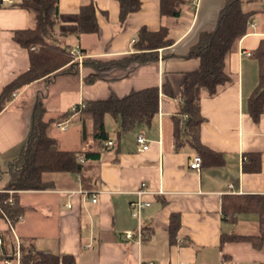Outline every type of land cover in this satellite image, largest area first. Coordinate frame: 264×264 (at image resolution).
Listing matches in <instances>:
<instances>
[{
  "label": "crops",
  "instance_id": "obj_1",
  "mask_svg": "<svg viewBox=\"0 0 264 264\" xmlns=\"http://www.w3.org/2000/svg\"><path fill=\"white\" fill-rule=\"evenodd\" d=\"M20 1H0V88L27 67L26 50L11 38L12 31L32 26L29 12L15 6ZM139 1V9L119 22L114 0H57L56 23L49 40L67 50L77 49L82 60H115L132 53V43L141 26L155 31L164 25L173 42L158 49L154 61L105 70L78 64L75 75L37 80L13 92V97L11 94L10 101L0 109V190L7 179L8 160L25 140L30 107L37 98L45 108L44 116L50 118L69 108L60 107L68 98V105H86L156 87L157 109L149 123L136 124L120 137L115 136L118 124L111 115L109 135V114L105 113L103 127L111 144L103 142V148H98L95 141L80 138L78 113L58 119L66 120L64 130L55 126L58 121L52 123L47 133L58 148L74 150L76 154L87 147L98 152L85 159L88 165L82 177H88V184L81 187L82 179L77 173L42 172L41 179L50 186L16 192L21 215L10 226L0 216V240L8 238L14 243L13 250H18L21 243L30 249L71 255L74 264H217L222 253H226V264L264 263V244L258 250L245 242H225L219 248L220 233L249 235L258 227L257 215L252 212L238 213L232 222L221 220V196L264 194V112L253 122L245 108L256 85L257 63L253 54H243L253 53L259 40H264V0H242V10L251 14L246 33L223 59L230 83L210 97L204 89L199 91L202 121L197 138L218 152L221 160L201 165L198 170L187 166L195 153L184 139L176 148L173 146L172 117L181 124L177 105L184 74L198 64L197 59L183 56L200 32L214 27L223 2L189 0L176 19H168L159 17L158 0ZM87 3L93 6L97 32L77 34L78 7ZM137 132L147 140L144 150L137 149ZM250 151L259 153V169L255 172L240 169L241 155ZM139 182L145 183L140 197L149 202L139 216L148 236L136 243L124 237L123 231L136 227L127 202L135 198L133 190ZM172 213L178 215V226L170 240L168 217Z\"/></svg>",
  "mask_w": 264,
  "mask_h": 264
},
{
  "label": "trees",
  "instance_id": "obj_2",
  "mask_svg": "<svg viewBox=\"0 0 264 264\" xmlns=\"http://www.w3.org/2000/svg\"><path fill=\"white\" fill-rule=\"evenodd\" d=\"M118 7V20L122 22L129 14L140 7L139 0H114ZM189 0H158L160 18L176 19ZM215 25L209 31L198 34L196 42L191 45L183 58L197 59V68L184 74L180 102L177 113L182 116L181 124L173 116L172 139L176 148L184 139L200 158L199 166L216 164L221 159L219 153L201 144L197 138L198 125L202 116L198 110L199 91L204 89L207 97L216 94L218 89L230 83L224 71V56L233 51L236 43L246 33L249 11L241 8L242 0H222ZM29 12L32 26L11 33L12 40L26 50L27 67L16 74L0 88V109L11 99V94L37 80H50L56 75H75L78 63L72 59L68 50L49 40L50 32L56 23L57 0H21L15 4ZM97 24L91 3L78 7L76 20L77 34H94ZM173 40L168 35V28L160 25L155 31H148L141 26L136 31L132 43L133 52L115 60L97 61L83 59L80 65L92 66L95 70L123 67L129 63H146L157 59V50L168 47ZM32 48V49H31ZM257 63L256 85L246 100V112L253 122L264 112V40H259L253 53ZM169 56H162L167 57ZM172 56V55H170ZM157 109L156 87H146L134 91L121 98L109 97L105 100L89 101L86 107L77 113L80 116V138L83 141H95L98 148H103L108 140L103 127V115L108 113L117 120L118 128L115 136L131 129L136 124H147ZM45 108L39 98L30 107V127L25 140L17 154L7 162V179L0 190V216L12 225L21 215V207L17 201V191L28 189H46L50 183L41 179L42 172L65 171L77 173L82 179L81 187L88 184V177H82L87 167L85 159L98 153L88 147L81 151L83 162L75 159L77 151L61 149L55 145L54 139L47 133L52 123L67 117V110L54 117L44 116ZM240 169L255 172L259 169V153L250 151L243 153ZM8 190H12L8 193ZM10 198V201L8 200ZM255 213L257 215V231L243 235L234 232L220 233L219 248L225 242H245L252 249L258 250L264 244V194L232 193L223 194L220 199V218L232 222L238 213ZM178 215L172 213L168 217V234L170 240L176 233ZM6 232V231H5ZM0 262L3 257L10 258L14 251V243L8 238L0 240ZM19 264H74L71 255H57L50 252L30 249L21 243L18 245ZM226 253L221 254V259ZM1 264V263H0ZM264 264V263H259Z\"/></svg>",
  "mask_w": 264,
  "mask_h": 264
},
{
  "label": "built area",
  "instance_id": "obj_3",
  "mask_svg": "<svg viewBox=\"0 0 264 264\" xmlns=\"http://www.w3.org/2000/svg\"><path fill=\"white\" fill-rule=\"evenodd\" d=\"M4 1V0H0ZM32 49V48H31ZM69 55L72 57L74 61H76L78 64H80V61L82 60V55L79 53L77 49H71L68 50ZM243 54L246 57H251L252 53L249 51H244ZM15 94H12V97ZM86 107L85 104L79 103L76 105H72L68 108L69 113H77L78 111L84 109ZM55 126L59 130H64L66 128V120L58 121L55 123ZM135 142L137 144L138 150H144L147 148V140L142 132H137L135 135ZM106 145L111 144L110 140L105 141ZM244 158L243 155H241V160ZM75 159L79 162H83L84 158L81 154H76ZM200 163V158L197 154H192L191 157L187 161V166L192 170H198ZM145 183L139 182L138 186L133 190V193L135 194V198L131 199L127 202L129 213L132 217L136 219V227L133 230H124L123 235L126 238H130L134 240V242L139 243L141 240H144L147 238L148 234L142 229L139 221V216L141 210L149 204L147 200L141 199L140 195L145 191L144 189ZM12 190H8V192H11ZM10 201V198H8ZM91 201H94V197L90 198ZM8 223V222H7ZM10 226V223H8ZM2 264H19V251L17 249L12 252L10 258L4 257L2 259ZM137 264H141L140 262H137ZM145 264H152L151 261H147ZM217 264H226L225 260L220 259Z\"/></svg>",
  "mask_w": 264,
  "mask_h": 264
},
{
  "label": "rangeland",
  "instance_id": "obj_4",
  "mask_svg": "<svg viewBox=\"0 0 264 264\" xmlns=\"http://www.w3.org/2000/svg\"><path fill=\"white\" fill-rule=\"evenodd\" d=\"M31 89H33V88H31ZM69 104V98L68 99H65V101H63L62 103H61V105H60V107H70V106H72V105H68ZM65 108H63V110H64ZM108 117H107V119H106V123H107V126H106V128H107V130H108V133H109V135H111L112 134V130H111V122H112V120H113V118L110 116V115H107Z\"/></svg>",
  "mask_w": 264,
  "mask_h": 264
}]
</instances>
